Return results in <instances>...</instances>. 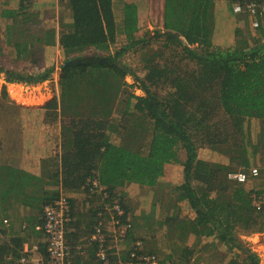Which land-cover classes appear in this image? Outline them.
I'll list each match as a JSON object with an SVG mask.
<instances>
[{"label":"trees","instance_id":"obj_1","mask_svg":"<svg viewBox=\"0 0 264 264\" xmlns=\"http://www.w3.org/2000/svg\"><path fill=\"white\" fill-rule=\"evenodd\" d=\"M18 1L11 8L0 0L5 21L0 24V75L9 82L44 81L56 70L46 63L60 52V95L47 108L60 121L61 151L41 160L39 175L0 161V234H12L9 242L0 241V264H12L32 238L42 237L39 251L47 256V235L36 226L43 224L44 207L62 195L72 205L66 239L73 241L74 264H102L99 243L89 234L99 223L98 212L115 199L124 210L115 215L132 226L119 241L121 253L110 255L112 262L126 259L142 240L140 253L154 254L159 264H186L219 245L236 251L227 264H241L242 255L259 264L239 233L256 231L257 222L264 227V218L257 216L264 211V187L253 184L264 166L257 176L251 173L255 162L264 164V0H257V26L245 5L249 0H224L231 12L220 19L221 30L216 0H164V30L143 36L138 35L136 0H58L59 8L47 2L40 9L34 0ZM234 3L243 10L234 12ZM116 7L123 9L119 18ZM242 20L245 27L238 26ZM153 38L157 50L147 49ZM130 51L141 53V75L124 62ZM68 60L74 62L65 65ZM126 76L135 83L130 85ZM132 86L144 94L132 92ZM1 93L9 97L6 87ZM254 121L257 139L251 138ZM201 147L220 152L226 161L199 157ZM173 163L183 167L176 184L164 182ZM239 171L249 172L244 182L229 178ZM141 187L152 189L154 199L150 211L135 215L127 197ZM77 192L84 194L83 207L90 205L85 212L76 210L71 194ZM20 210L31 212L27 228L5 229L8 222L16 228L9 219ZM83 219L90 245L86 260L77 255V237L69 229ZM145 229L149 237L138 232ZM157 231L165 240L159 253ZM6 255L10 261H4ZM216 258L226 264L228 256L219 252Z\"/></svg>","mask_w":264,"mask_h":264},{"label":"rangeland","instance_id":"obj_2","mask_svg":"<svg viewBox=\"0 0 264 264\" xmlns=\"http://www.w3.org/2000/svg\"><path fill=\"white\" fill-rule=\"evenodd\" d=\"M51 1L52 0L46 2ZM137 2L139 3L140 16V30L138 35L143 36L145 34L157 33V25L159 21L157 17V0H138ZM228 11L231 12L230 10ZM229 16H231V14H229ZM242 21L239 22L238 26L245 27L246 21ZM232 23L235 24L234 21ZM151 43L152 46L147 49L153 48L154 50H157V48H159V44L155 38L152 39ZM55 53L58 56L53 58L52 61H48L46 66H51L54 64L56 70L52 73L51 77L44 81L37 83H27L22 81L9 82L7 81V76L4 73L0 75V155H6L7 151L11 149L9 147H15L16 149L14 150L15 152H18L17 154L19 155L20 151L23 152L25 148L27 149V144L29 143L30 147L28 148L33 147L40 150L45 147L35 146V141L37 144L39 140L44 142L47 140L50 142L51 146L59 141V137H61L60 121L58 119L53 120L49 115L51 110L49 111L47 108V104L53 101L55 98L58 99L60 95L58 79L60 74L59 66L62 59L59 57L60 52L58 50ZM141 57L142 56L139 51H130L124 57V62L130 64L133 68H136L140 75L143 73L140 68H138V65L141 63ZM31 71H33V69H31ZM126 80L130 85L135 83V80L132 76H126ZM4 87H6L9 97L2 95L1 91ZM19 89H21L23 94L30 93L31 97L25 99L24 96H20L21 100L16 99V91ZM130 89L137 95L144 94V92L136 86H132ZM35 95L37 97L35 100H33ZM49 117H51L50 119L52 120H49L48 122ZM114 118L118 121L119 115L116 114ZM251 129V138L257 139L258 134L256 133L258 131L255 121L253 124H251ZM25 139L26 142L24 144ZM117 142H119V140ZM28 151L29 150H25L24 153L27 154ZM34 153L38 154L39 152ZM199 157L214 162H218L220 159L221 161H226L225 155L209 147L199 148ZM167 173L168 174L166 175L164 182L176 184L182 177L183 167H181L180 164L173 163L169 165ZM127 198V203L130 204L131 212L137 215L143 210L150 211L154 199V191L152 189H148L147 187L137 188L135 191H131L129 197ZM187 210L188 209L186 208L185 211ZM130 218L132 219L131 216ZM138 232L140 234H145L147 237L151 235L147 229L138 230ZM155 234L157 235L156 251L159 253L158 248H160L161 244L165 243V240L161 237L160 231L155 232ZM243 238V240H240L243 241L242 243L245 248L248 250L255 248L253 239H250L246 236ZM224 251H228V248L224 245H219V250H212L209 254L200 252L195 256V258L191 259L192 264H221L219 259L216 257L218 256L219 252ZM212 252L216 256L212 255Z\"/></svg>","mask_w":264,"mask_h":264},{"label":"built area","instance_id":"obj_3","mask_svg":"<svg viewBox=\"0 0 264 264\" xmlns=\"http://www.w3.org/2000/svg\"><path fill=\"white\" fill-rule=\"evenodd\" d=\"M245 5H247V9L251 13L253 25L257 26L258 19L256 17L261 4H258L257 0H249V2H245ZM242 10L243 6L240 3L233 4L234 12L238 13ZM248 173L244 171L231 172L228 176L231 179L244 182ZM251 173L257 176L259 174L258 168L253 167ZM94 186L98 187L97 183H94ZM259 202L256 204L260 208L261 204H259ZM86 209H90L89 204L85 205V210ZM104 211L105 212H98L100 220L96 226V232L92 236V238L99 243L98 256L102 264H159V260L154 254L149 252L145 254L140 253L143 243L142 240L136 241L134 250H128V259L122 260L118 258L117 261L112 262L110 255H118L121 252L119 251V241L131 231L132 225L128 223V221L125 223L121 222L120 217H117V215L124 214V210L118 199H115L113 202L111 201V204L105 206ZM43 220L42 226L37 225L36 229H44L47 235L49 243L47 256H40L38 258L29 256L30 253L28 252L31 249L24 245L23 255L16 259L14 264H74L71 247L66 239L68 225L73 220V211L72 205L66 195L60 196L58 200L44 207ZM111 240L114 242L113 245L109 244ZM113 249L114 251L111 252Z\"/></svg>","mask_w":264,"mask_h":264},{"label":"crops","instance_id":"obj_4","mask_svg":"<svg viewBox=\"0 0 264 264\" xmlns=\"http://www.w3.org/2000/svg\"><path fill=\"white\" fill-rule=\"evenodd\" d=\"M46 1H50V0H34V4L36 7H38V9H40L39 8L40 3H42L40 5V7L44 8V7H46L44 5L47 4ZM137 1H135V2L139 6V3ZM1 2L8 3L11 8H16L18 3H19L18 0H1ZM51 2L57 3L56 7H58V4H59L58 0H52ZM120 3L122 4V0H120ZM122 10H123L122 8L116 7L115 13L117 15V18L122 16ZM228 10H230V7H229L227 2H225L224 0H216L215 1V14H216L217 22L219 25V28H218L219 30L222 29V26H221L222 24H220V19L226 18V16L229 13ZM42 16L44 17L43 14H42ZM157 17L159 19L158 25H157V31H163L164 30V28H163V24H164V0H157ZM117 21H118V19H117ZM119 23H120V21H119ZM0 24H1V26L3 25L2 27H4L5 21L0 19ZM235 24H237V23L235 22ZM235 24H233V25H235ZM54 25H56V28H59V23L57 21H54ZM229 27L234 28L235 26H231V24H230ZM20 91H21V89L16 91V93H17L15 95L16 99L21 100L20 96H24L25 99L31 97L30 93L23 94ZM32 97H33V95H32ZM36 97L37 96L35 95L33 100H35ZM257 129H258V126H257ZM22 139H23V137H22ZM25 142H26V139L24 140V144H25ZM60 144H61V137H59V141L56 144H53L52 146H51L50 142H48L47 140L45 142L42 140H39V142L37 144L35 141V143H34L35 146L45 147V148H42L40 150L38 148H33V147L28 148V147H30V143H29V144H27V149L25 148V150H29L27 152V154H25L24 153L25 150H23V152L20 151L19 155L17 154L18 152H15V150H14V149H16L15 147H13V148L9 147L11 149H9L7 151L6 155H3V156L0 155V161H7V160L12 161V162L16 163V165L18 167L28 171L29 173L39 175V174H41V160L47 156L57 155L58 152L60 153V151H61V145ZM34 152H39V153L36 154ZM255 163L254 164L257 165L256 168H260V170L264 166L263 163H260V165H258L259 163L257 164V162H255ZM261 172H262V176L253 181L254 182L253 184L256 188H263L264 187V171L261 170ZM71 195L76 197L75 201L78 205L76 207V210H78L79 213L82 210L84 211L85 210V206L83 207L84 194H82V192H79V193L77 192V193H72ZM30 215H31V212L26 211V210H23V211L20 210V212H18L16 214V216H12L11 219H9L10 221L11 220L13 221V223L16 225V228L15 227L12 228L11 225L8 224L9 223L8 222L7 225L4 226L5 229L15 232L16 229L18 230V229L27 228L26 220L29 219ZM257 216H259L260 218H264V211L262 210L261 212H259ZM74 218L77 219V217H74ZM87 218H88V216H87ZM21 219H24V220H21ZM21 222L22 223L24 222V224H22V226L20 227ZM31 223L35 224V220H34V222H31ZM262 223L263 222H257V225H258L257 228L258 229H256V231L254 229H252L250 231H240V233H239V238L242 240L244 239L243 237H245V236L249 237L250 239H253L254 244H255V248L250 250V254L254 255L255 259L256 258L258 259L259 264H264V227L259 229L262 226ZM87 225H88L87 222H84V219H83L82 221L77 222V227L76 226H70L69 227L70 231L75 232V237H77L76 240L74 241V246H75L74 249H76L77 255L82 256L81 258L82 259L84 258L85 260L87 259L89 248H90V245H88V242H87L88 241V233H87L88 226ZM89 235H92V234L90 233ZM11 237H12V234L9 232H7L6 234H0V241L9 242ZM39 241H42V237L39 239L38 238L37 239L32 238L31 243H29V242L25 243V246H27L28 248L31 249L28 253H30V255L34 258H38V257L42 256L41 252L39 251V247H40L38 244ZM71 243H73V241ZM72 246H73V244L70 245L71 249H72ZM223 253L227 254V256H228V259L224 261V263H226V264H227L229 258H231V257L235 258L236 257V251H234L233 253H230L228 251H224ZM124 255H125V253H124ZM128 257H129V255H127L126 259H128ZM10 258H11L10 255H6L4 257V261H6L7 259H8V261H10ZM122 260H125V258H123ZM238 260H239V263H241V264H250L249 261L245 259L244 255H242L241 258H238ZM12 264H14V262ZM82 264H84V262H82ZM87 264H98V262H92V263L88 262ZM186 264H192L191 258H190V262L186 263Z\"/></svg>","mask_w":264,"mask_h":264},{"label":"clouds","instance_id":"obj_5","mask_svg":"<svg viewBox=\"0 0 264 264\" xmlns=\"http://www.w3.org/2000/svg\"><path fill=\"white\" fill-rule=\"evenodd\" d=\"M99 216V215H98ZM97 226V225H96ZM96 226H94V231H93V233H92V235H91V239L92 240H94L93 238H92V236L95 234V232H96ZM95 241V240H94ZM96 243H97V241H95ZM98 253V252H97ZM121 253V252H120Z\"/></svg>","mask_w":264,"mask_h":264},{"label":"water","instance_id":"obj_6","mask_svg":"<svg viewBox=\"0 0 264 264\" xmlns=\"http://www.w3.org/2000/svg\"><path fill=\"white\" fill-rule=\"evenodd\" d=\"M81 60H78L77 62H80ZM74 61H72V60H68L67 62H65V65H69V64H71V63H73Z\"/></svg>","mask_w":264,"mask_h":264},{"label":"bare ground","instance_id":"obj_7","mask_svg":"<svg viewBox=\"0 0 264 264\" xmlns=\"http://www.w3.org/2000/svg\"><path fill=\"white\" fill-rule=\"evenodd\" d=\"M21 92V91H20ZM26 93V92H25Z\"/></svg>","mask_w":264,"mask_h":264}]
</instances>
